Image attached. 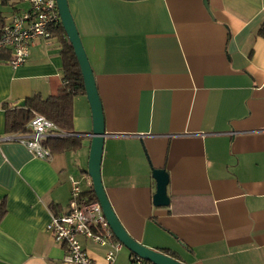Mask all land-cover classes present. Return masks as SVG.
<instances>
[{"label": "crops", "instance_id": "1", "mask_svg": "<svg viewBox=\"0 0 264 264\" xmlns=\"http://www.w3.org/2000/svg\"><path fill=\"white\" fill-rule=\"evenodd\" d=\"M68 2L103 107L102 181L124 228L186 264H264V0ZM28 6L0 0V14ZM62 38H37L19 65L0 54V264H68L47 224L67 210L70 176L93 189L86 93L72 104L76 149L45 159L9 138L8 109L62 84ZM153 168L168 172V205L153 203ZM81 241L105 263L106 246ZM123 249L114 264H130Z\"/></svg>", "mask_w": 264, "mask_h": 264}, {"label": "built area", "instance_id": "2", "mask_svg": "<svg viewBox=\"0 0 264 264\" xmlns=\"http://www.w3.org/2000/svg\"><path fill=\"white\" fill-rule=\"evenodd\" d=\"M28 8L11 16L2 29L0 54L9 52L10 63H24L30 53V47L37 38L49 39L53 28L61 23L56 0H25ZM29 129L14 133L9 138L26 145L36 157L50 159L52 150L46 146L49 137L64 138L71 134L59 128L52 120L39 112H33ZM71 191L67 210L53 213L47 229L54 240L64 244V261L68 264H114L118 251L124 246L112 231L97 199L91 200L82 187L81 179L70 176ZM81 237H86L106 246L104 259L100 263L90 256ZM131 264H145L136 254L130 256Z\"/></svg>", "mask_w": 264, "mask_h": 264}, {"label": "water", "instance_id": "3", "mask_svg": "<svg viewBox=\"0 0 264 264\" xmlns=\"http://www.w3.org/2000/svg\"><path fill=\"white\" fill-rule=\"evenodd\" d=\"M58 11L61 18V24L68 36L70 43L74 48L78 59L87 98L89 100L93 116V133L91 134L90 155L88 162V173L92 178L93 189L97 200L101 204L103 213L114 232L115 237L123 243L131 252L150 261L153 264H186L180 259L174 258L161 250L154 249L144 245L134 239L124 228L104 188L101 176V163L104 148V139L106 136L105 119L102 102L95 81V75L83 45L82 38L76 26L74 17L69 7L68 0H56ZM22 105L25 102L21 103ZM152 174L156 180V191L153 194V203L156 206H165L170 203V197L167 193L169 175L164 168H153Z\"/></svg>", "mask_w": 264, "mask_h": 264}, {"label": "trees", "instance_id": "4", "mask_svg": "<svg viewBox=\"0 0 264 264\" xmlns=\"http://www.w3.org/2000/svg\"><path fill=\"white\" fill-rule=\"evenodd\" d=\"M6 19L0 14V37ZM62 35L63 41V80L58 91L42 98L39 95L29 97L26 106H21L7 111V123L11 130L15 133H22L29 129L28 123L33 117V112H39L52 120L59 128L71 132L72 130V104L74 97L79 93H86L85 84L81 72L78 59L75 55L74 48L70 43L68 36L60 23L53 28V32L57 31ZM258 34L264 37V21L258 28ZM81 143L80 137L68 136L64 138L49 137L45 144L51 150L65 151L68 149H76ZM91 200L97 199L92 189L86 192ZM162 251V250H161ZM174 258L179 259L174 252L162 251ZM131 254H134L133 252ZM145 264H153L144 260Z\"/></svg>", "mask_w": 264, "mask_h": 264}, {"label": "rangeland", "instance_id": "5", "mask_svg": "<svg viewBox=\"0 0 264 264\" xmlns=\"http://www.w3.org/2000/svg\"><path fill=\"white\" fill-rule=\"evenodd\" d=\"M87 95V94H86ZM123 250H129L126 246H124V249ZM131 264V263H130Z\"/></svg>", "mask_w": 264, "mask_h": 264}]
</instances>
